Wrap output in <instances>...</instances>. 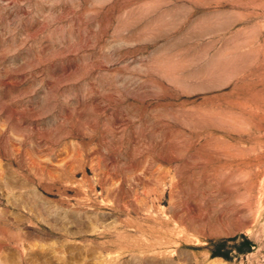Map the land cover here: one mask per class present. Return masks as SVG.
Instances as JSON below:
<instances>
[{
  "label": "rangeland",
  "instance_id": "obj_1",
  "mask_svg": "<svg viewBox=\"0 0 264 264\" xmlns=\"http://www.w3.org/2000/svg\"><path fill=\"white\" fill-rule=\"evenodd\" d=\"M0 264H264V0H0Z\"/></svg>",
  "mask_w": 264,
  "mask_h": 264
},
{
  "label": "trees",
  "instance_id": "obj_2",
  "mask_svg": "<svg viewBox=\"0 0 264 264\" xmlns=\"http://www.w3.org/2000/svg\"><path fill=\"white\" fill-rule=\"evenodd\" d=\"M246 244H249V241L247 239H246ZM212 255H214V256L219 255V256H222V257L226 258V255H224L223 253H219L217 251L212 252Z\"/></svg>",
  "mask_w": 264,
  "mask_h": 264
}]
</instances>
